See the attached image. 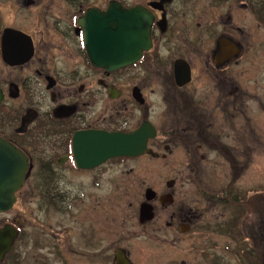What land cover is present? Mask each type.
<instances>
[{"label": "flooded vegetation", "instance_id": "flooded-vegetation-1", "mask_svg": "<svg viewBox=\"0 0 264 264\" xmlns=\"http://www.w3.org/2000/svg\"><path fill=\"white\" fill-rule=\"evenodd\" d=\"M112 1L152 14L151 46L108 71L87 58L80 20ZM204 7L200 31L192 0H0V140L28 161L0 210L11 230L0 264H264V126L247 106L260 87L240 66L252 55L262 65L264 0ZM140 128V154L92 164V134ZM141 161H163L171 177L157 186L154 167L126 170Z\"/></svg>", "mask_w": 264, "mask_h": 264}, {"label": "water", "instance_id": "water-1", "mask_svg": "<svg viewBox=\"0 0 264 264\" xmlns=\"http://www.w3.org/2000/svg\"><path fill=\"white\" fill-rule=\"evenodd\" d=\"M80 24L84 26L87 58L93 65L108 71L134 63L151 46L152 14L141 6L127 9L112 1L105 11L89 9ZM144 137L141 128L128 134L94 133L92 143L84 147L94 151L91 159L92 164H96L117 155L140 154L145 146ZM27 165L28 161L20 150L0 140V210L8 209L13 203L14 193L22 184ZM150 193V189L146 190V198ZM145 208L146 205L142 204L141 217ZM4 233L10 234L11 230H0V258L9 247L3 242Z\"/></svg>", "mask_w": 264, "mask_h": 264}, {"label": "rangeland", "instance_id": "rangeland-1", "mask_svg": "<svg viewBox=\"0 0 264 264\" xmlns=\"http://www.w3.org/2000/svg\"><path fill=\"white\" fill-rule=\"evenodd\" d=\"M205 2H206V0H192V4H193L192 9L193 10L196 9L195 12L196 11L198 12V15L193 17V23H194L193 26L196 30L199 28L200 31L203 27L205 28V26H206V24L203 25V22L205 21L207 23V20H205L206 18L203 16L201 17V12L206 10V9H204L205 8L204 7ZM229 9L230 8H228V9L226 8V10L224 11V15H222L223 18H225L226 15L228 16V13L230 12ZM231 11L233 13V11L237 12V11H243V10L241 8L235 7V5H233V7L231 8ZM243 12H245L248 15L247 11H243ZM199 13H200V15H199ZM234 17L241 20L242 23L244 22L243 23L244 26H246V28H249V26H248L249 25V22H248L249 19L248 18H245V20L243 21L242 16H239V17L233 16L231 19L232 22L235 20ZM197 23H198V25H197ZM252 29L256 30V27H254ZM254 30H252V33H254ZM203 32H204V29H203ZM257 35L259 36L258 32H257ZM261 36H264V35H261ZM239 37H242V36H239ZM239 39L242 40V38H239ZM244 40L245 41L247 40L245 42V46L246 45L247 46H253L254 42L251 39V35H248V37H246ZM249 49H252V47H250ZM259 50L262 52V57H261V59L263 61L262 65L260 63H257L256 59L254 60V56L252 54L251 55H252L253 59H251V58L247 59L246 58V63L243 66L240 65L241 67H243L241 70L243 71V73H245L243 75L244 81H246L249 86L255 87L256 84H259V87H260L259 89H253V88L249 87V92L252 94V96L247 101V104H248L247 106H248V109L251 110L250 117L252 118V126L253 127L260 126V125L264 126V122L261 123L262 119L259 120V117H258V116H263V113L261 112V111H263V110H261L263 108V106H261L262 103H260V102H262V101L264 102V49L260 48ZM257 65H260V66H257ZM253 95H257L258 97L256 98ZM238 104H240V103H238ZM263 105H264V103H263ZM252 110H254L256 112H254ZM257 110H259L260 113L257 112ZM160 111H161V109H159V110L154 109V113H152V116L154 115V118L156 119L159 116ZM258 113H259V115H258ZM263 152H264V150H263ZM260 154H261V152L257 151V152H255V156H254L255 162H256L255 168H254V171L256 173V176L254 179V181H255L254 184L256 185L257 191L258 192L262 191L261 194L263 195V192H264V155L261 156ZM129 166H136L137 170H139V172L145 171L146 168H149L151 166L154 167L155 171L157 170L156 176H154L152 173L150 175V177H151V179L152 178L156 179L155 184H157V186H159L163 182V180H166L167 178L171 177V174L168 172V165L163 164V161H158L156 164H153V163L148 164L145 161H141L138 163L137 162L136 163L129 162L125 165L126 170L129 169ZM143 175H145V172H143ZM260 203L261 202H260V198H259V204ZM31 204H33V202H31ZM263 206H264V204H263ZM32 209H34V205H33ZM216 241H217V245L219 246L220 249H221V247L222 248L224 247L225 241L222 237L216 236ZM219 248H217V249H219ZM217 252H219L218 254L223 253L220 250H217Z\"/></svg>", "mask_w": 264, "mask_h": 264}, {"label": "bare ground", "instance_id": "bare-ground-1", "mask_svg": "<svg viewBox=\"0 0 264 264\" xmlns=\"http://www.w3.org/2000/svg\"><path fill=\"white\" fill-rule=\"evenodd\" d=\"M127 65H128V64H127ZM127 65H125V66H127ZM125 66H124V67H125ZM124 67H121V68H124ZM121 68H119V69H121Z\"/></svg>", "mask_w": 264, "mask_h": 264}]
</instances>
